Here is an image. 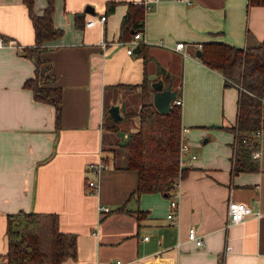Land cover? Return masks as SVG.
<instances>
[{"label": "crops", "instance_id": "0c3cea01", "mask_svg": "<svg viewBox=\"0 0 264 264\" xmlns=\"http://www.w3.org/2000/svg\"><path fill=\"white\" fill-rule=\"evenodd\" d=\"M47 1L34 0V10L43 13ZM130 1L138 2L54 0L53 21L63 32L46 40L42 56L63 89L57 124L55 106L36 99L24 83L35 75V62L24 52L36 42L28 5L0 0V33L21 44L0 46V264H6L7 214L20 208L56 211L61 229L77 234V255L61 264L117 258L123 264H264V126L254 134L261 149L258 157L250 155L254 166L233 171L236 135L229 126L237 121L239 86L225 85L224 74L196 53L209 40L241 46L260 41L264 4L153 1L145 8L144 46L128 52L120 30ZM93 14L106 18L86 25ZM179 40L186 42V54L175 47ZM145 78L151 86L157 79L171 82L183 97L182 125L197 154L188 157L171 195L133 194L138 171L126 167L115 143L136 126L124 122L129 127L122 136L104 124L107 112L113 117L112 102L129 105L122 89H141L119 83ZM100 162L105 165L97 167ZM231 196L263 213L227 225ZM172 197L179 200L175 222L167 216ZM191 226L204 245L188 238Z\"/></svg>", "mask_w": 264, "mask_h": 264}, {"label": "trees", "instance_id": "16d2710c", "mask_svg": "<svg viewBox=\"0 0 264 264\" xmlns=\"http://www.w3.org/2000/svg\"><path fill=\"white\" fill-rule=\"evenodd\" d=\"M35 26V44L24 46L26 55L35 62V75L27 77L25 85L33 89L36 99L55 106L57 124L61 121L63 89L56 82L49 59L42 56L46 40L62 34L63 29L54 24V0H48L43 13L34 10V0H24ZM264 4V0H249V4ZM115 2L110 4L114 8ZM77 18L81 17L78 12ZM145 5L130 1L129 10L121 21L120 37L128 39L139 29L144 31ZM141 47L144 42H141ZM199 58L209 66L219 69L225 77V85L239 86L237 121L229 128L235 131L233 171L253 167L249 161L257 138L253 131L264 126L262 101L264 97V37L245 46L225 40H209L202 43ZM136 104L122 107L124 118L138 116V124L119 141L126 167L138 171V184L133 194L143 191H162L169 195L175 182L187 172L179 165V143L182 126V106L173 103L168 111L156 107L152 98V86L147 79L140 84ZM117 84V85H119ZM133 106V107H132ZM131 109H130V108ZM105 127L118 130L119 120L110 114ZM6 264H61L77 255V234L60 227L56 211L27 210L20 208L7 214ZM219 264H224L223 259Z\"/></svg>", "mask_w": 264, "mask_h": 264}, {"label": "built area", "instance_id": "2783aa9c", "mask_svg": "<svg viewBox=\"0 0 264 264\" xmlns=\"http://www.w3.org/2000/svg\"><path fill=\"white\" fill-rule=\"evenodd\" d=\"M156 0H138V2H142L145 5V8L148 9L152 2ZM106 18V14H93L90 15L86 19V25H93L97 21H104ZM145 36L144 31L142 29L136 30L133 32L132 36L125 40L127 43V51L132 52L134 50V47L137 44H141V42H144ZM102 42H105L104 40ZM6 45H21L18 44L15 40L6 37L4 34L0 33V46H6ZM186 42L184 40H179L176 42L175 47L177 49H181L185 54L187 53L185 49ZM200 47L202 46L201 43L198 44ZM173 103H183V97L176 95L173 100ZM262 112L264 114V97L262 101ZM188 127L185 125L181 126L180 131V143H179V165L180 167H183L188 164V157L194 158L196 157V153L191 151V142L189 138H187V132ZM262 128H258L257 130L253 131V134H259L261 133ZM261 154V149L259 147H255L252 151V155L254 157H258ZM105 165L104 162H100L97 164V167H102ZM179 177L175 182V187L179 184L180 181ZM90 184H93L95 181L94 179L89 180ZM170 209L167 212V216L171 219L172 222L176 221V218L178 216V208H179V200L177 197H172L170 200ZM263 213L262 209L253 207L250 203H248L245 200H240L234 197H230L228 200V218H227V225L239 222L246 218L247 216H260ZM147 236V235H145ZM188 238L190 240H194L196 244L198 245H204L205 239L203 235L199 234L194 226H191L188 231ZM106 264H123V261L120 258H117L115 260H108Z\"/></svg>", "mask_w": 264, "mask_h": 264}, {"label": "water", "instance_id": "95a60500", "mask_svg": "<svg viewBox=\"0 0 264 264\" xmlns=\"http://www.w3.org/2000/svg\"><path fill=\"white\" fill-rule=\"evenodd\" d=\"M91 6L87 5L86 10H91ZM141 48L140 44H137L134 47L135 51H139ZM196 53L199 55L201 53V47L196 50ZM152 86L154 88L153 91V102L158 109L161 111H168L170 108L173 107V98L177 95V89L173 88L172 83L168 82L165 84L163 79H157L152 82ZM110 112L112 113L113 117L118 120L119 118L123 117L122 111V102H112L109 107Z\"/></svg>", "mask_w": 264, "mask_h": 264}, {"label": "rangeland", "instance_id": "374dc122", "mask_svg": "<svg viewBox=\"0 0 264 264\" xmlns=\"http://www.w3.org/2000/svg\"><path fill=\"white\" fill-rule=\"evenodd\" d=\"M140 90L141 89H122L121 91L123 92V93H125V98H126V100H127V102H128V104L129 105H135L136 104V101H137V95H138V93L137 92H140ZM117 101H120V100H115L114 102H117ZM131 103V104H130ZM128 105V106H129ZM132 106V107H133ZM130 108V107H129ZM131 109V108H130ZM107 111H108V109H107ZM106 111V112H107ZM110 113L109 112H107V116L109 115ZM132 119V120H131ZM129 120H131V121H129ZM137 121H138V119L134 116V117H131V118H127V119H124L123 120V123L120 125L119 124V129H118V132H119V134L120 135H122L123 134V132L125 131V129H127L129 126H131V125H134V126H136L137 125ZM127 122H129V126H127V125H123V124H125V123ZM114 130V129H113ZM116 131V130H115ZM123 136V135H122ZM118 142H116L115 144H116V146H115V149L116 150H119V148H120V146H119V144H117Z\"/></svg>", "mask_w": 264, "mask_h": 264}]
</instances>
